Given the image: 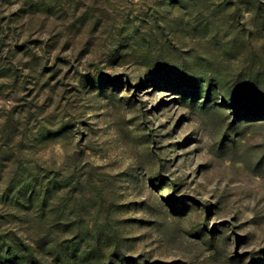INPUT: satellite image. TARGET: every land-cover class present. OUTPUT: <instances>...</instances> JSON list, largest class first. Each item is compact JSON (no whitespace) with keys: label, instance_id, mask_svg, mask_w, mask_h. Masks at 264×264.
<instances>
[{"label":"rangeland","instance_id":"obj_1","mask_svg":"<svg viewBox=\"0 0 264 264\" xmlns=\"http://www.w3.org/2000/svg\"><path fill=\"white\" fill-rule=\"evenodd\" d=\"M0 264H264V0H0Z\"/></svg>","mask_w":264,"mask_h":264},{"label":"trees","instance_id":"obj_2","mask_svg":"<svg viewBox=\"0 0 264 264\" xmlns=\"http://www.w3.org/2000/svg\"><path fill=\"white\" fill-rule=\"evenodd\" d=\"M69 249H70V247H69V245H67L66 251H69ZM31 252H32L31 249L26 250V256L25 257L22 256L23 258L21 257L20 260H24L25 262L29 263L33 259V255Z\"/></svg>","mask_w":264,"mask_h":264}]
</instances>
